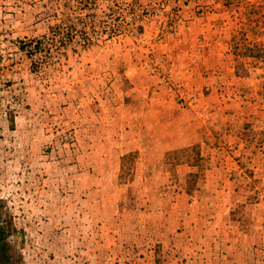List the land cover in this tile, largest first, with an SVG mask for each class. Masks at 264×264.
I'll return each mask as SVG.
<instances>
[{
    "label": "rangeland",
    "instance_id": "374dc122",
    "mask_svg": "<svg viewBox=\"0 0 264 264\" xmlns=\"http://www.w3.org/2000/svg\"><path fill=\"white\" fill-rule=\"evenodd\" d=\"M0 0V264H264V0Z\"/></svg>",
    "mask_w": 264,
    "mask_h": 264
},
{
    "label": "built area",
    "instance_id": "2783aa9c",
    "mask_svg": "<svg viewBox=\"0 0 264 264\" xmlns=\"http://www.w3.org/2000/svg\"><path fill=\"white\" fill-rule=\"evenodd\" d=\"M98 0H84V5L88 8H91L96 5ZM106 6H110L113 8H124L130 9L133 5H138L140 8L139 14H131V15H124L122 18L127 23V29L124 31V35L126 37H136V29L139 26H142L146 19L149 17V5H141L142 0H103Z\"/></svg>",
    "mask_w": 264,
    "mask_h": 264
}]
</instances>
